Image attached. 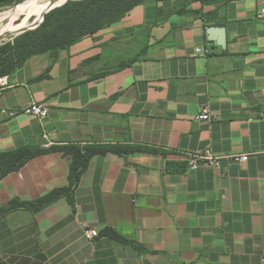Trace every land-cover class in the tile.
Returning a JSON list of instances; mask_svg holds the SVG:
<instances>
[{
    "label": "crops",
    "instance_id": "obj_1",
    "mask_svg": "<svg viewBox=\"0 0 264 264\" xmlns=\"http://www.w3.org/2000/svg\"><path fill=\"white\" fill-rule=\"evenodd\" d=\"M261 8L147 1L1 77L0 153L46 152L0 176V264H264ZM209 26L225 29V49H207ZM31 103L47 115L25 114ZM45 143L125 151L94 155L72 203L8 209L68 185L70 156ZM205 151L219 168L187 169L185 157ZM86 227L98 237L86 241Z\"/></svg>",
    "mask_w": 264,
    "mask_h": 264
},
{
    "label": "trees",
    "instance_id": "obj_2",
    "mask_svg": "<svg viewBox=\"0 0 264 264\" xmlns=\"http://www.w3.org/2000/svg\"><path fill=\"white\" fill-rule=\"evenodd\" d=\"M13 1L0 0V7L7 6ZM147 1L150 0H82L68 2L60 8L51 10L43 15L44 21L37 32H26L17 38L14 47L17 55L15 59L12 56L3 58L8 49H0V78L16 71L27 59L34 55L49 54L55 57L59 51L66 50L84 37L92 36L103 28L110 26L135 7ZM185 1L188 2L189 0ZM217 1L219 0H199L203 5ZM43 17L34 27L42 22ZM39 35L43 36L37 39L38 42H34L32 38ZM48 150L60 151L65 156H70L68 185L53 189L32 202L20 203L12 201L8 205V209L20 206L38 211L60 197H66L72 203L73 190L94 155L105 154L107 152L120 154L125 151L118 146H56L48 148ZM128 150L151 151L138 147ZM44 152L46 150H30L24 147L0 153V176H5L19 169L31 158ZM105 232L111 237L118 238L111 229H106Z\"/></svg>",
    "mask_w": 264,
    "mask_h": 264
},
{
    "label": "built area",
    "instance_id": "obj_3",
    "mask_svg": "<svg viewBox=\"0 0 264 264\" xmlns=\"http://www.w3.org/2000/svg\"><path fill=\"white\" fill-rule=\"evenodd\" d=\"M259 17L264 18V8L259 11ZM196 52H201L200 49H196ZM0 84H3L2 78H0ZM25 114L33 115L39 119L44 118L47 115V108L42 104L31 103L24 110ZM197 119L208 121L210 119V114L207 108L203 107L200 110V114ZM45 138V136H43ZM50 144L45 143L43 148H49ZM187 169L194 171L199 168L201 164H205L210 168L216 170L219 168L221 157L215 156L210 151H205L200 154H188L186 157ZM230 159L236 163H243L248 159L247 155L231 156ZM98 237V230L94 227H86L83 232V238L86 241H92Z\"/></svg>",
    "mask_w": 264,
    "mask_h": 264
},
{
    "label": "bare ground",
    "instance_id": "obj_4",
    "mask_svg": "<svg viewBox=\"0 0 264 264\" xmlns=\"http://www.w3.org/2000/svg\"><path fill=\"white\" fill-rule=\"evenodd\" d=\"M64 1L66 0H25L10 9L0 12V40L6 38L10 33L18 34L24 31L25 28L23 27L27 23L23 18H32L34 23L42 13L48 12ZM16 23L18 24L16 25Z\"/></svg>",
    "mask_w": 264,
    "mask_h": 264
},
{
    "label": "rangeland",
    "instance_id": "obj_5",
    "mask_svg": "<svg viewBox=\"0 0 264 264\" xmlns=\"http://www.w3.org/2000/svg\"><path fill=\"white\" fill-rule=\"evenodd\" d=\"M25 0H14L13 2H11L10 4H8L7 6H4V7H0V12H3V11H5V10H7V9H10V8H12V7H14V6H16V5H18V4H20V3H22V2H24ZM75 2V1H82V0H66L62 5H60V6H58V7H55L54 9H56V8H60V7H62L63 5H65L66 3H68V2ZM150 1H153V0H150ZM53 10V9H52ZM51 11V10H50ZM49 11V12H50ZM46 13V12H45ZM45 13H42L37 19H36V21L33 23V19L32 18H23V20H25L26 21V25L23 27V28H25L24 29V31H22V32H20V33H18V34H16V33H10L6 38H3V39H1L0 40V49L2 48V50L4 49V48H7L8 49V52L6 53V54H4L3 55V58H7V57H10V56H12V58H16V51L14 50V47H15V42H16V40H17V38H19L22 34H24V33H26V32H37L39 29H40V26L42 25V23H43V21H44V18H43V20H42V22L38 25V26H36V27H34L39 21H40V19L43 17V15L45 14ZM18 23H16V25H17ZM15 25V26H16ZM34 27V28H33ZM30 29V30H29ZM27 30V31H26ZM41 36H43V35H39V36H37V37H33L32 39L34 40V42H38L37 41V39L38 38H40ZM44 36H46L47 37V35L46 34H44ZM10 48V49H9ZM14 50V51H13Z\"/></svg>",
    "mask_w": 264,
    "mask_h": 264
},
{
    "label": "water",
    "instance_id": "obj_6",
    "mask_svg": "<svg viewBox=\"0 0 264 264\" xmlns=\"http://www.w3.org/2000/svg\"><path fill=\"white\" fill-rule=\"evenodd\" d=\"M62 4H60V5H62ZM60 5H58V6H60ZM58 6H56V7H58ZM52 9H54V8H52ZM48 12H46V13H48ZM206 46H207V49L211 52L212 51H220V50L225 49V46H226L225 29L223 27H219V26L207 27L206 28Z\"/></svg>",
    "mask_w": 264,
    "mask_h": 264
}]
</instances>
